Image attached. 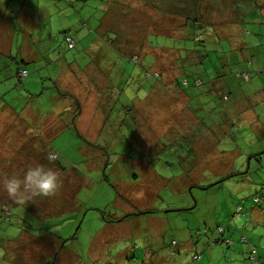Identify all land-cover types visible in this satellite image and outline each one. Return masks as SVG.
I'll list each match as a JSON object with an SVG mask.
<instances>
[{"label":"rangeland","instance_id":"obj_1","mask_svg":"<svg viewBox=\"0 0 264 264\" xmlns=\"http://www.w3.org/2000/svg\"><path fill=\"white\" fill-rule=\"evenodd\" d=\"M194 1L0 0V264H195L217 224L264 264V0ZM38 163L57 189L9 197Z\"/></svg>","mask_w":264,"mask_h":264},{"label":"trees","instance_id":"obj_2","mask_svg":"<svg viewBox=\"0 0 264 264\" xmlns=\"http://www.w3.org/2000/svg\"><path fill=\"white\" fill-rule=\"evenodd\" d=\"M107 1H109V0H106V2ZM110 1H112V0H110ZM164 1H166V0H164ZM188 0H186V2H187ZM189 1H191V3H195V1L194 0H189ZM168 3H171V2H167L166 4H168ZM182 3H180V5H181ZM186 4H188V2L186 3ZM177 5V3H175V5L174 4H172L171 5V7L173 6L174 7V10H177V11H180L181 13H184L185 11L184 10H182V9H186V7L183 5L182 7H177L176 6ZM195 6V5H194ZM260 7L262 8V9H264V2L262 3V4H260ZM194 8L192 7L191 8V10H192V12H194L195 10H193ZM188 10V9H187ZM19 12V11H18ZM0 13H1V16L0 17H3V15L5 16L6 15V13L5 12H3V11H1L0 10ZM17 16H18V13H17ZM11 27H12V25H11ZM12 29V28H11ZM10 29V30H11ZM10 30L8 31V33L10 32ZM64 41H65V44H66V46H67V48L68 49H71V48H74V46H75V39L71 36V35H68V34H66V35H64ZM0 52H3V51H0ZM4 53H6V52H4ZM16 56L15 57H13V59L16 61ZM28 74V72H27V69L25 68V66H18L17 67V75H18V77L20 78V77H24V76H26ZM156 76H159V75H156ZM57 91H58V97H60V96H65L66 94L65 93H62L61 91H59L58 89H57ZM61 92V93H60ZM103 93V100H104V98H105V96H104V92H102ZM67 97H68V99H71L73 102H74V104L76 105V107L74 106V108H73V110H71V111H74L75 109V111L74 112H72V115H71V112H68V114H65V117L67 116V115H71L70 116V120H67L68 121V124H67V126L68 125H72L73 127H75L76 128V118L78 117V115H80V113H81V104H80V102H79V100H76L74 97H72V96H68L67 95ZM62 98V97H61ZM109 100L107 99V102H108ZM106 102V101H105ZM102 105H103V103H102ZM103 108V107H102ZM103 110H105V109H103ZM61 113H64L63 111L61 112ZM62 116L64 115V114H61ZM51 150L52 151H54L53 152V154H52V151L50 152V155H52L53 156V160L55 161V163L57 164V166L59 167V169H61V170H63V167L59 164V163H57V159H58V157H59V153L55 150V149H53V148H51ZM230 175H232V173L230 174ZM215 183H213V184H211V185H209V186H212V185H214ZM237 210H236V213H240V214H242V207L238 204L237 206ZM23 209V208H22ZM171 210V209H170ZM175 210V209H174ZM180 210V209H179ZM23 213L25 214L26 213V211H23ZM140 213H142V212H140ZM0 218H2L3 220H9L10 218L9 217H3V216H1L0 215ZM229 226H230V223H229ZM230 227H228L227 226V228H225V227H223L222 225H216V227H215V231L213 230V233H215V235H213V233L212 234H210V232H211V230H209V232H207L208 234L206 235V236H208L207 238H206V240L204 241V246L202 247V248H199V252H197V253H195V254H193L192 256H191V261L193 262V261H195V260H197L200 256H204L205 255V253L203 252V251H206V250H210L214 245H218V244H220V245H226L225 247L226 248H230V246H231V244H232V239H231V236H230V229H229ZM193 230V229H192ZM229 230V231H228ZM191 233L194 235V233H193V231H191ZM235 233V232H234ZM234 233H232V235L234 234ZM198 232H196V235L195 236H198ZM240 240L242 241V242H247V241H249V240H247V238H246V236L245 235H243V234H241V236H240ZM172 246H174L175 245V241H172L171 243H170ZM223 249V248H222ZM173 251V255L174 256H177L178 255V253L177 252H175L174 250H172ZM204 253V254H203ZM251 253V252H250ZM209 254V252L208 253H206V256ZM213 255L211 254V257H212ZM254 256V255H253ZM224 258V257H223ZM253 260H256V257L254 256V259ZM209 262H210V260H209ZM207 263V262H206ZM258 263V262H257ZM259 264V263H258Z\"/></svg>","mask_w":264,"mask_h":264},{"label":"clouds","instance_id":"obj_3","mask_svg":"<svg viewBox=\"0 0 264 264\" xmlns=\"http://www.w3.org/2000/svg\"><path fill=\"white\" fill-rule=\"evenodd\" d=\"M49 159H53L49 157ZM58 187V175L51 168L35 164L25 170L22 177L10 175L3 179L2 188L9 197L23 195L31 199L36 195H48Z\"/></svg>","mask_w":264,"mask_h":264},{"label":"crops","instance_id":"obj_4","mask_svg":"<svg viewBox=\"0 0 264 264\" xmlns=\"http://www.w3.org/2000/svg\"><path fill=\"white\" fill-rule=\"evenodd\" d=\"M20 11H22V9L21 10H19V12ZM19 12H18V14H19ZM0 15H1V13H0ZM4 16V15H3ZM19 16V15H18ZM4 17H6V16H4ZM3 17V18H4ZM3 24H5V23H3ZM7 24H8V26H7ZM7 24H5V29H4V26L3 27H1V29H2V32H3V35L5 34L6 35V33L5 32H8L10 29H11V24H9V23H7ZM8 30V31H7ZM153 171H155L153 168H151ZM158 173V172H157ZM159 174V173H158ZM160 175V174H159ZM164 177V176H163ZM172 177V176H171ZM171 177H169V178H166V179H170V180H172V178ZM149 212V211H148ZM150 212H153L152 210L150 211ZM251 219H253V217L251 216ZM254 220V219H253ZM189 226V224L186 226V229H187V231L189 232V233H191V231H192V228L191 227H188ZM148 230H150L149 231V234L150 235H156V232H154V230L153 229H150V228H148ZM179 231H181V230H179ZM188 232H186V233H188ZM189 238H192V236H190ZM172 241H175V245L174 246H172L171 244L169 245V248H168V251H167V254L170 256V257H174V258H172V261L173 260H177V257H180V260L181 259H183V261L181 262V264H188L186 261H184V256H183V254H182V252L177 248L178 247V245L179 244H181L180 242H177L176 240H174V239H171V242ZM232 242V241H231ZM239 246H234L233 247V249H231V248H229V250H230V252H228V250L227 251H224L222 248H218V249H220V251L218 252V249L215 251V252H211V249L209 250V254L206 256V253H208L207 252V250L206 251H203L204 253H205V255L204 256H200L197 260H195V261H193V263H195V264H211L212 262L213 263H215V264H223L222 262H224V261H226L227 259L229 260V261H233V259L234 260H236L235 258H233V259H231V255H232V253H238V254H240L241 253V251L244 253V254H246V253H248V251H247V249L245 250L244 249V247H241V248H238ZM172 250H174L175 252H177L178 253V255L177 256H174L172 253H173V251ZM162 252H164V250H162ZM195 253H197L196 251L194 252V253H192V255L193 254H195ZM203 253V254H204ZM164 254V253H163ZM211 254L213 255L212 257H211ZM218 254H220V256H219V260H215V261H213V259L215 258L214 256L216 255H218ZM191 255V256H192ZM163 256V255H162ZM228 256H230V257H228ZM161 257V256H160ZM224 257V258H223ZM233 257V256H232ZM163 258L161 257V259H159V261H158V264H162L163 263V260H162ZM209 260H210V262H209ZM207 262V263H206ZM212 263V264H213Z\"/></svg>","mask_w":264,"mask_h":264}]
</instances>
